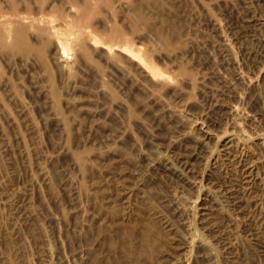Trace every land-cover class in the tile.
<instances>
[{"label": "rangeland", "instance_id": "1", "mask_svg": "<svg viewBox=\"0 0 264 264\" xmlns=\"http://www.w3.org/2000/svg\"><path fill=\"white\" fill-rule=\"evenodd\" d=\"M0 264H264V0H0Z\"/></svg>", "mask_w": 264, "mask_h": 264}, {"label": "bare ground", "instance_id": "2", "mask_svg": "<svg viewBox=\"0 0 264 264\" xmlns=\"http://www.w3.org/2000/svg\"><path fill=\"white\" fill-rule=\"evenodd\" d=\"M55 33V35H56V38H57V41H58V44L61 46V52H62V55L63 56H65L66 54V48H68L67 47V45H68V40H66L63 36H60L59 34H58V32L56 31V32H54ZM114 34V33H113ZM114 36V35H113ZM97 42V41H96ZM104 46H106V45H104ZM107 49H108V51H111L112 52V50H113V47H111L110 45L109 46H107ZM122 51H124V52H127V53H129L128 51H126L125 49H122ZM136 56V55H135ZM133 58H136V57H134V56H132Z\"/></svg>", "mask_w": 264, "mask_h": 264}]
</instances>
